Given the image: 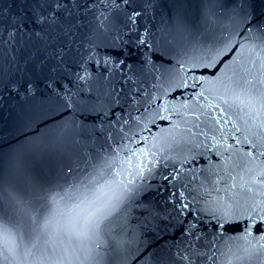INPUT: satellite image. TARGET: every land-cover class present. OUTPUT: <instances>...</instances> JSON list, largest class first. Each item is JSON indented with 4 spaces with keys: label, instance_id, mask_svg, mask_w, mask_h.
Wrapping results in <instances>:
<instances>
[{
    "label": "snow or ice",
    "instance_id": "obj_1",
    "mask_svg": "<svg viewBox=\"0 0 264 264\" xmlns=\"http://www.w3.org/2000/svg\"><path fill=\"white\" fill-rule=\"evenodd\" d=\"M246 2L199 0L204 26L196 31L189 28L179 11L163 26L153 24L148 27L139 23L150 10L157 8L159 0H103L102 9V0H27L31 8V29L22 31V25L27 28L26 21L11 24L0 20V68L8 64L17 69L22 65L26 70H33L32 74L12 81L11 87L17 95L34 100L38 93L43 95L39 89L43 84L56 101L52 110L59 114L44 121V125L50 122L55 125L57 120L80 107L79 100L72 94H61L60 80L64 79L62 73L70 67V62L80 68L78 80L90 79L85 54L80 52L82 45L77 42L86 15L84 9L93 18L97 33L110 35L116 32L119 37L120 32L116 31L119 25L128 31L136 29L139 47L147 53L141 63L151 69L148 73L151 81L134 74L119 90H111L110 94H116L117 99L124 97L129 111L128 118L115 121L119 128L108 129L112 135L106 136L105 142L111 139L123 145L125 140H138L139 144H144L151 136L153 147L158 146L162 152L160 159L172 161L170 174L163 179L178 189L172 196L179 204V208L172 205L176 214L192 215V204L187 197L196 201L194 193L210 185L199 197L206 201L205 207L197 211L211 224L215 230L213 235L223 232L220 240L207 245L211 252L205 254L201 251L205 246L197 243L201 239L199 232L204 228H186L185 219L180 231L193 239L179 252L174 264H217L214 253L219 248L213 244L218 245L224 239L228 241V251L224 255L242 258L245 264H264V24L255 18L248 20ZM218 8L223 11L218 12ZM240 25L243 29L237 33ZM141 28L143 34H140ZM237 35L245 40H236L233 44ZM249 39L258 41V52L248 51L246 41ZM169 96L172 100L177 96L187 97V100L177 107L167 102ZM201 99L204 104L199 103ZM61 107L65 111H59ZM112 115L115 116V110ZM233 117L242 121L240 127ZM149 123L151 127H148ZM228 125H232V130L238 134L243 129L240 138L234 139L233 143H228L231 137L224 132ZM153 129L157 132L155 136H152ZM49 135L61 141L67 139L79 143L93 135L104 134L73 121L56 125L49 130ZM241 144L246 150L237 147ZM213 153L218 154L215 158H222L223 174L216 165L209 164L206 184L200 183L194 189L197 174L189 176L190 167L206 155L212 159ZM128 155L130 152L126 151L125 156ZM144 155L142 151L141 156ZM147 156L155 160L151 151ZM150 164L151 161L146 164L142 159L138 166H133L130 175L135 180L129 181L126 188L133 196L143 191V180L147 179L145 173L153 170ZM114 166L106 169L105 174L97 173L98 179L94 182L90 173L75 177L76 182L60 186L56 196L65 204L74 205L79 212L55 234L51 248L25 244L20 228L27 231L35 225H22L19 220H9L6 224V210L0 201V264L67 262L90 253L92 243L111 222L108 207L95 197L93 188L108 178ZM213 176L219 178L213 181ZM136 180L141 183L137 185ZM212 192L216 193L215 200L209 199ZM194 223L203 225V219L197 217ZM61 240H70V247H64Z\"/></svg>",
    "mask_w": 264,
    "mask_h": 264
},
{
    "label": "water",
    "instance_id": "obj_2",
    "mask_svg": "<svg viewBox=\"0 0 264 264\" xmlns=\"http://www.w3.org/2000/svg\"><path fill=\"white\" fill-rule=\"evenodd\" d=\"M102 6L103 0L101 9ZM200 9L199 0H159L157 8L150 10L139 23L148 27L153 24L163 26L170 23L171 18L179 11L189 28L196 31L204 26ZM245 9L248 20L255 18L258 23L264 24V0H247ZM30 11L27 0H0V20H7L11 24L26 21L27 28L22 25V31L25 32L33 27ZM87 11L84 9L86 15L81 22L83 26L77 42L82 45L80 52L85 54L90 79L78 80L80 68L76 63L70 62V67L62 73L64 79L60 80L61 94H72L79 100L80 107L57 120L55 125L51 122L43 124L59 114L52 110L56 107V101L49 96L43 84L39 85L43 95L38 93L34 100L17 95L11 87L12 81L32 74L33 70H26L22 65L17 69L15 65L8 64L0 68V201L6 210L5 223L9 220H19L22 225H35L27 231L23 227L20 228L24 243L29 247L39 244L41 247L51 248L55 242V234L79 212L74 205L65 204L56 196L60 186L76 182L75 177L82 174L87 176L90 173L94 182L98 179L97 173L105 174L106 169L115 165L108 178L95 184L93 188L95 197L108 207L107 215L111 222L103 234L92 243L90 253L78 254V259L67 262L52 260L50 264H174L179 252L188 247L193 239L188 233L180 231L185 219L186 228H204V231L199 232L201 239L197 243L205 246L201 250L203 253L211 252L207 245L220 240L223 232L213 235L215 230L197 211L205 207L206 201L199 197L204 195L210 185L194 193L197 195L196 201H192L190 196L187 197L192 204V215L178 216L176 208H179V204L172 199L178 189L163 179L165 175L170 174L172 161L160 159L162 152L158 150V146L153 147L151 136L144 144H139L138 140H125L123 145L114 143L111 139L105 142V137L112 135L108 129L119 128L115 121L128 118L129 111L124 97L117 99L116 94H110L111 90H119L125 80L134 74L137 78H146L150 82L151 76L148 73L151 69L141 63L147 53L139 47L135 28L128 31L123 25H119L116 30L120 32L119 37L116 32L110 35L97 33L94 20L87 15ZM217 11L223 9L218 8ZM242 29L243 25H240L236 29L237 33ZM143 31L141 28L140 34H143ZM236 40H245V37L235 36L233 44ZM246 46L251 53L259 51L258 41L249 39ZM247 54L245 53L246 56ZM33 79L35 82L36 78ZM199 91L200 89H197V92ZM186 100L187 97L180 96L172 100L169 96L167 102L179 107L180 103ZM199 103L205 102L201 99ZM113 110L115 116L112 115ZM59 111L65 109L61 107ZM233 120L236 121L237 127H240L242 121L236 117H233ZM73 121L76 125L83 124L89 130L95 129L104 135H93L91 139L79 143L67 139L61 141L49 135V130L56 125ZM38 125L41 126L37 128ZM148 127H151L150 123ZM224 132L231 137L228 143H233L234 139L240 138L243 129L238 134L232 130V125H228L225 126ZM144 135L148 136V133L145 132ZM155 135L157 132L153 129L152 136ZM237 147L246 150L243 144ZM126 151L130 152V155L125 156ZM142 151L145 154L143 157ZM148 151L153 153L155 160L152 156H147ZM216 155L218 154L213 153L212 159L207 155L203 159L198 158L200 162L190 167L188 175L197 174L194 189L200 183L206 184L205 176L209 175V164L216 165L220 168V174H223L220 167L222 158L217 159ZM142 159L146 164L151 161L149 166L153 170L151 173H145L147 179L143 180V191L133 196L126 188L129 181L135 180V177L130 175L133 166H138ZM232 175L235 176L236 173ZM218 178L219 176H213L212 180ZM135 183L139 185L141 182L136 180ZM182 194L187 195L186 192ZM223 196L222 191L221 198ZM209 199L215 200L216 193L212 192ZM173 204H176V208H173ZM197 217L203 219V225L194 223ZM60 243L66 248L71 245L70 240H61ZM227 244V239L221 240L218 245L213 244V247L219 248V251L214 253L217 264H245L242 258L237 259L231 254L224 255L228 251Z\"/></svg>",
    "mask_w": 264,
    "mask_h": 264
}]
</instances>
